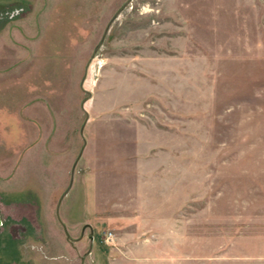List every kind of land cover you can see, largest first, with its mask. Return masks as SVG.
Segmentation results:
<instances>
[{
	"label": "rangeland",
	"instance_id": "1",
	"mask_svg": "<svg viewBox=\"0 0 264 264\" xmlns=\"http://www.w3.org/2000/svg\"><path fill=\"white\" fill-rule=\"evenodd\" d=\"M41 147L17 223L52 217L75 159L102 206L166 179L205 264H264V0H0V170Z\"/></svg>",
	"mask_w": 264,
	"mask_h": 264
},
{
	"label": "crops",
	"instance_id": "2",
	"mask_svg": "<svg viewBox=\"0 0 264 264\" xmlns=\"http://www.w3.org/2000/svg\"><path fill=\"white\" fill-rule=\"evenodd\" d=\"M40 119L45 120L39 117V122ZM40 135L39 131V139ZM48 139L47 136L45 144ZM48 154L47 149L41 147L39 163L30 158V161L4 167L3 173L0 170V188L7 192L5 199L0 197V255L3 257L0 256V264H205L198 245L181 241L187 227L179 223L183 212L179 206L174 207L172 197L166 194V179L154 180L153 185L134 186L132 190L130 185L124 184L120 192L127 193L123 201L126 205L102 206L96 203L97 184L92 185L91 178L85 175L76 186L75 159L67 168L66 184L56 200L52 217L48 218L49 206H46V219L37 228L27 227L25 221L17 223L19 210L24 206L21 198L27 181L36 177L43 186L42 181L50 178L47 174L55 163L44 159ZM100 186L108 192L112 184L106 181ZM133 192H139L141 200L127 204ZM99 230L112 231L111 246L100 245ZM32 244L39 246V253L31 249Z\"/></svg>",
	"mask_w": 264,
	"mask_h": 264
},
{
	"label": "built area",
	"instance_id": "3",
	"mask_svg": "<svg viewBox=\"0 0 264 264\" xmlns=\"http://www.w3.org/2000/svg\"><path fill=\"white\" fill-rule=\"evenodd\" d=\"M111 238V234L109 233L108 235H107V240H109Z\"/></svg>",
	"mask_w": 264,
	"mask_h": 264
},
{
	"label": "water",
	"instance_id": "4",
	"mask_svg": "<svg viewBox=\"0 0 264 264\" xmlns=\"http://www.w3.org/2000/svg\"><path fill=\"white\" fill-rule=\"evenodd\" d=\"M1 224H2V222H1V218H0V227H1Z\"/></svg>",
	"mask_w": 264,
	"mask_h": 264
}]
</instances>
